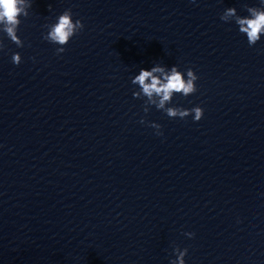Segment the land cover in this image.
Wrapping results in <instances>:
<instances>
[{
	"label": "clouds",
	"instance_id": "1",
	"mask_svg": "<svg viewBox=\"0 0 264 264\" xmlns=\"http://www.w3.org/2000/svg\"><path fill=\"white\" fill-rule=\"evenodd\" d=\"M30 6V4H25V0H0V25H3L2 31L17 45H20V40L17 37L18 26L21 23L19 17H27L28 13L25 9ZM248 11L251 14V18H237L236 22L239 25V31L246 34L248 44L252 46L259 41L260 34L264 32V11L255 8H249ZM72 15L71 9H68L58 17V22L52 26L48 33L49 40L59 45H65L69 42L70 38L83 29L84 25L81 20L77 19L73 21ZM233 15H235V9H227L226 16ZM64 51V48H59L57 54ZM12 62L19 65L21 63L20 56L13 54ZM157 72L162 73L164 69L162 67H153L151 71L141 69L140 74L134 78L132 83L139 84L143 94L149 98L150 102L155 103L152 99L154 94L160 97L159 104L157 105L158 108H164L165 102L170 100L174 92L187 97L189 94H194L197 91L195 82L198 77L192 69L187 71V80L177 71L176 67L172 68L171 74L165 75L163 81L154 75ZM147 81H150V83ZM133 95H139V93H134ZM166 113L168 117H179L180 119L194 114V121H199L203 117L204 110L199 106L191 109L168 108L166 109ZM149 126L157 129L156 135H163L159 130L161 125L151 124ZM179 264H184L183 253L179 259Z\"/></svg>",
	"mask_w": 264,
	"mask_h": 264
}]
</instances>
